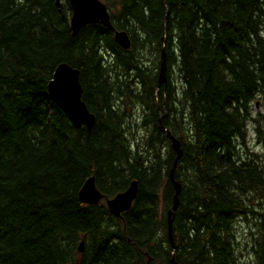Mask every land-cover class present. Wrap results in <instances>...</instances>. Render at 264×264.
<instances>
[{
    "label": "trees",
    "instance_id": "1",
    "mask_svg": "<svg viewBox=\"0 0 264 264\" xmlns=\"http://www.w3.org/2000/svg\"><path fill=\"white\" fill-rule=\"evenodd\" d=\"M102 2L113 28L89 23L73 35L69 0H0V264H172V168L174 261L264 264V0ZM116 30L128 32L129 48ZM146 49L155 73L142 64ZM63 62L78 70L90 130L48 95ZM125 98L157 141L129 138ZM160 124L179 140L175 167ZM89 176L103 194L96 204L78 197ZM132 180V205L112 215L106 198Z\"/></svg>",
    "mask_w": 264,
    "mask_h": 264
},
{
    "label": "water",
    "instance_id": "2",
    "mask_svg": "<svg viewBox=\"0 0 264 264\" xmlns=\"http://www.w3.org/2000/svg\"><path fill=\"white\" fill-rule=\"evenodd\" d=\"M69 3L71 6L69 23L73 35H76L81 27L89 23H100L109 29L113 28L109 11L105 4L100 0H69ZM114 41L122 48L127 49L130 47L129 34L125 30H116L114 32ZM158 67L157 88L166 81V59L164 46H162L160 50ZM47 91L51 100L63 111L74 127L78 128L85 126L87 130L92 128L95 117L94 114L88 110L82 99V88L79 81V73L76 68L65 62L59 63L55 67L51 78L47 83ZM160 129L165 131V135L170 142L171 148H173L177 153L173 165V167H175L176 160L181 154L179 140L170 133L169 129L162 127L161 124ZM170 178L173 183L175 193L172 197V205L167 210V227L169 242L173 248L170 260L172 264H177L173 259V251L175 247L172 240L171 216L177 205L178 194L180 193V184L178 181L174 180L172 171L170 172ZM136 194L137 181L132 180L123 191L116 193L110 198H106V207L112 215L119 216L120 213L130 208ZM78 197L85 204H96L102 199L103 194L97 188L94 176H89L85 179L78 191ZM83 245L84 242L80 241L78 244L79 252H82Z\"/></svg>",
    "mask_w": 264,
    "mask_h": 264
},
{
    "label": "rangeland",
    "instance_id": "3",
    "mask_svg": "<svg viewBox=\"0 0 264 264\" xmlns=\"http://www.w3.org/2000/svg\"><path fill=\"white\" fill-rule=\"evenodd\" d=\"M102 1V0H101ZM140 54H143V62L142 64L147 67L149 69V71L151 73H155V59L153 54H151L148 49L143 50ZM142 59V58H141ZM157 73H158V69H157ZM169 79L170 81H172V85L175 86V88H179L180 86V79L179 76L177 74V69L176 67H171L170 69V74H169ZM133 84L135 85V81L133 82ZM133 99V98H132ZM125 107L127 109H129V112L132 114V118L129 121L130 122V126H129V131H128V136L130 139H133L134 141L138 142L140 145H144L146 143V139L150 140V143L154 142L155 137H151L150 138V132L147 129H144V127H139L137 125H139L140 123V119L142 118L144 111L143 108L138 105V104H132L128 102V98H125ZM257 109L260 110H264V104L257 106ZM175 120H177L178 116H180V113H178L176 111L175 114ZM181 126V125H180ZM165 133V131H163ZM156 140V139H155ZM157 141V140H156ZM248 145L251 149L256 150V143L254 141V136L252 134V130L249 127L248 128ZM174 165V164H173ZM236 229L238 231V235L240 237V241H244L245 239V234L248 231V224L244 221H241L239 223L236 224ZM246 248V247H245ZM243 258H245L246 260H250V257L248 255V252L246 249H243L242 251V255Z\"/></svg>",
    "mask_w": 264,
    "mask_h": 264
},
{
    "label": "bare ground",
    "instance_id": "4",
    "mask_svg": "<svg viewBox=\"0 0 264 264\" xmlns=\"http://www.w3.org/2000/svg\"><path fill=\"white\" fill-rule=\"evenodd\" d=\"M158 71H159V70H158ZM171 171H172V176H173V168L171 169ZM171 171H170V172H171Z\"/></svg>",
    "mask_w": 264,
    "mask_h": 264
}]
</instances>
